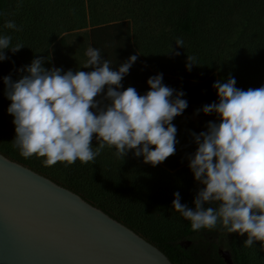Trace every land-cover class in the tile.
Listing matches in <instances>:
<instances>
[{"label": "trees", "instance_id": "obj_1", "mask_svg": "<svg viewBox=\"0 0 264 264\" xmlns=\"http://www.w3.org/2000/svg\"><path fill=\"white\" fill-rule=\"evenodd\" d=\"M187 1L193 4L189 6ZM205 1L0 0V34L10 35L13 46L24 45L16 53L6 49L8 59L0 62V154L76 193L158 248L172 264H226L218 253L222 246L227 248L232 264H264L261 242L246 248L243 242L247 234L227 233L220 226L193 232L190 222L172 208L175 192L183 197V204H192L195 195L190 197V193L203 187L188 167V157L197 148L191 133L198 135L207 130L209 121L218 122L214 113L197 114L203 106L218 102L212 87L216 82L214 49L198 40L195 33ZM8 20L20 30L5 28ZM158 31L164 33L155 35ZM177 38L186 40L187 46L178 47ZM89 46L100 49L113 70L130 56H137L121 81V91L133 87L143 95L150 90L148 78L162 73L164 85L185 93L182 99L187 100L188 107L172 121L177 128L176 151L165 161L152 166L144 163L143 157H135L133 150L123 159L117 158L115 150L107 147L94 162L86 164L77 160L46 167L42 158L20 155L13 143L14 118L7 113L11 101L5 97L3 78L20 79L27 73L17 69L36 58L44 60L46 69L92 71L82 67ZM187 56L194 57L197 64L190 71L186 69ZM247 73L243 75L248 81ZM232 78L237 88L245 89L237 82L239 74L234 72ZM106 91L107 86L94 99L102 100ZM107 103L102 100L101 106ZM92 146H97L95 135Z\"/></svg>", "mask_w": 264, "mask_h": 264}, {"label": "clouds", "instance_id": "obj_2", "mask_svg": "<svg viewBox=\"0 0 264 264\" xmlns=\"http://www.w3.org/2000/svg\"><path fill=\"white\" fill-rule=\"evenodd\" d=\"M4 27L20 30L12 20ZM175 43L184 48L183 39ZM22 47L13 46L10 35L0 34V62L8 59L6 49L16 53ZM85 55L82 67L92 71L46 69L44 60L36 58L17 69L27 73L20 79L3 78L5 97L11 101L7 113L14 118L13 143L20 155L42 158L46 167L94 162L105 147L122 159L133 150L152 166L173 155L178 140L172 121L188 107L182 99L185 93L164 85L162 73L148 78L150 90L143 95L133 87L121 91V81L137 56L113 70L100 49L89 46ZM194 60L187 56V70L197 65ZM235 85V78L216 81L212 87L218 102L197 110L218 119L209 121L206 131L191 133L197 148L188 157V167L203 187L194 208L181 203L179 192L173 194L172 208L190 222L193 232L220 226L227 233L247 234L244 247L259 241L264 249V86L245 91ZM105 86L102 100L108 103L101 106L102 100L94 98Z\"/></svg>", "mask_w": 264, "mask_h": 264}, {"label": "water", "instance_id": "obj_3", "mask_svg": "<svg viewBox=\"0 0 264 264\" xmlns=\"http://www.w3.org/2000/svg\"><path fill=\"white\" fill-rule=\"evenodd\" d=\"M232 264L228 251H218ZM0 264H172L69 189L0 154Z\"/></svg>", "mask_w": 264, "mask_h": 264}, {"label": "rangeland", "instance_id": "obj_4", "mask_svg": "<svg viewBox=\"0 0 264 264\" xmlns=\"http://www.w3.org/2000/svg\"><path fill=\"white\" fill-rule=\"evenodd\" d=\"M187 3L191 6L193 1ZM181 9L178 7L176 11ZM161 33L164 31L155 35ZM195 33L198 40L214 49L216 81L226 82L236 72L241 76L237 82L245 86L243 90L264 86V0H206L200 9ZM183 41L186 47L188 43ZM247 72L250 75L248 81L243 75ZM194 195L196 193L192 191L190 197ZM185 204L189 208L195 207L194 203ZM220 249L228 251L225 246Z\"/></svg>", "mask_w": 264, "mask_h": 264}]
</instances>
